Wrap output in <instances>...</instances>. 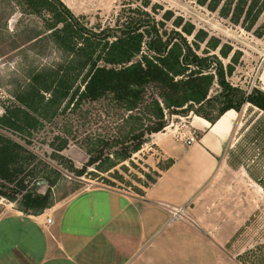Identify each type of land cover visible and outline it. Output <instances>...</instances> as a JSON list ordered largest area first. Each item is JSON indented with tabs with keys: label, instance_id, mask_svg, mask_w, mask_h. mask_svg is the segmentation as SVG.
<instances>
[{
	"label": "rangeland",
	"instance_id": "1",
	"mask_svg": "<svg viewBox=\"0 0 264 264\" xmlns=\"http://www.w3.org/2000/svg\"><path fill=\"white\" fill-rule=\"evenodd\" d=\"M62 1L81 26L101 34L119 33L117 28L125 22V17L129 14L135 16L130 9L141 11L142 16L146 13L151 26L158 31L162 40L174 32L180 33L190 48L189 53L203 59L201 68L195 65L189 68L212 74L213 81L209 85L207 101L201 106L192 104L188 108L186 105L166 108L159 99L166 123L161 132L174 135V129L192 131L189 117L199 115L190 108L214 115L221 102H227L232 97V101H237L259 90V69L264 61V5L252 21L251 17H246L245 11L239 16L235 13L237 0ZM13 2L0 0V26L6 19L8 29H0V115L4 107L13 101L14 91L24 83V75L29 70L61 61L63 56L50 38L46 37L39 42L29 41L35 32H45L44 35L48 32L40 17ZM261 2L263 0H259L258 6ZM185 29H190L191 33H186ZM146 42L142 44V52L146 51ZM247 106L248 122L257 114L259 117L255 120L253 131L241 139L232 165L236 169L241 168V165L247 166L264 186V112ZM123 113L120 109H114L108 100L85 102L77 108H65L51 119L43 120L42 127L30 136L19 139L35 158L22 173L24 175L27 172L23 182L25 190L17 193L18 188L13 185L0 186V192H4L0 193V215L11 207L18 209L22 204L21 195L26 190L36 194L47 193L46 202L50 203V207L45 209L59 208L76 192L94 186L117 188L134 196L144 195L170 163V159L162 158L146 144L148 136L138 151L123 161H116V165L109 170L106 158L109 156L117 160L114 155L119 148L117 146L106 148L100 162L84 166L89 158L87 152L93 135L111 138L127 131V125L122 121ZM61 145L63 148L58 150ZM82 167L85 173L78 176L76 170ZM31 168L39 171V176L47 175L48 179L35 181L27 175ZM42 180L45 183H38ZM247 187L244 195L240 193L242 208L235 210V205H232L229 210L231 215L237 214V218L245 222L230 242L222 247V264H242L241 261L251 264L240 259L239 254L254 250L257 246L260 247L254 251L255 257L251 256L250 261L253 264H264V189L249 179Z\"/></svg>",
	"mask_w": 264,
	"mask_h": 264
},
{
	"label": "crops",
	"instance_id": "2",
	"mask_svg": "<svg viewBox=\"0 0 264 264\" xmlns=\"http://www.w3.org/2000/svg\"><path fill=\"white\" fill-rule=\"evenodd\" d=\"M257 87L264 91V61ZM247 105L262 111L245 103L213 123L190 116V145L150 134L146 144L172 162L142 196L94 186L40 214L9 208L0 215V264H222V247L245 222L229 210L242 208L248 179L264 189L247 166L232 165L259 117L248 122ZM179 206L185 213L167 224Z\"/></svg>",
	"mask_w": 264,
	"mask_h": 264
},
{
	"label": "trees",
	"instance_id": "3",
	"mask_svg": "<svg viewBox=\"0 0 264 264\" xmlns=\"http://www.w3.org/2000/svg\"><path fill=\"white\" fill-rule=\"evenodd\" d=\"M258 2L237 0L235 13L239 16L245 11L246 17H251L253 21L264 5V0L259 6ZM13 3L40 17L48 32L45 35V32H35L29 41L50 38L63 56L61 61L29 70L24 75V83L14 91L13 101L4 107L0 115V186L13 185L18 188L17 193L25 190L23 182L27 172L22 173L35 157L19 139L30 136L42 127L43 120L51 119L65 108L108 100L114 109L125 113L122 121L128 127L126 132L111 138L99 135L90 138L85 167L100 162L106 148L119 147L114 152L117 160L109 156L106 158L109 170L116 165V161H123L138 151L146 136L164 129L166 123L161 103L166 108H181L184 105L188 108L192 104L201 106L208 99L212 74L189 68L190 65L201 68L203 59L189 53L190 48L180 33L174 32L162 40L146 13L142 16L141 11L130 9L135 16H126L125 22L117 28L119 33L111 35L81 26L62 0H15ZM0 29L8 31L6 19ZM184 31L191 33L190 29ZM145 41L146 51L142 52ZM255 92L237 101H232V97L227 102H221L214 115L190 110L210 123L228 109L240 110L245 103L264 111V91L259 89ZM62 148L61 145L58 150ZM76 172L78 176L85 173L83 167ZM38 174L39 171L31 168L27 175L35 181L48 179L47 175ZM21 196L22 204L18 209L25 213L40 214L50 207V203L46 202L47 193L36 194L26 190ZM259 247L239 254L240 259L253 264L251 256Z\"/></svg>",
	"mask_w": 264,
	"mask_h": 264
},
{
	"label": "built area",
	"instance_id": "4",
	"mask_svg": "<svg viewBox=\"0 0 264 264\" xmlns=\"http://www.w3.org/2000/svg\"><path fill=\"white\" fill-rule=\"evenodd\" d=\"M174 136L177 139L180 140H184V142L186 143V145H190L195 141V135L192 131L185 132V131H180L178 129H174ZM185 213V206H179L173 209L169 210V218L167 220V224L177 220L178 218H180L181 216H183V214ZM52 223V218L50 216H47L45 218V224H51Z\"/></svg>",
	"mask_w": 264,
	"mask_h": 264
},
{
	"label": "water",
	"instance_id": "5",
	"mask_svg": "<svg viewBox=\"0 0 264 264\" xmlns=\"http://www.w3.org/2000/svg\"><path fill=\"white\" fill-rule=\"evenodd\" d=\"M41 182L45 183V180L39 181L38 183H41Z\"/></svg>",
	"mask_w": 264,
	"mask_h": 264
}]
</instances>
